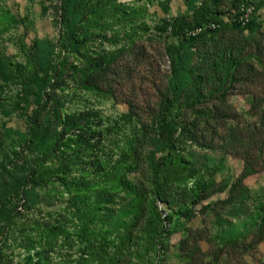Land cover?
<instances>
[{"label": "rangeland", "instance_id": "obj_1", "mask_svg": "<svg viewBox=\"0 0 264 264\" xmlns=\"http://www.w3.org/2000/svg\"><path fill=\"white\" fill-rule=\"evenodd\" d=\"M243 11L264 33V0H0V264H189L190 231L204 264L224 247L218 264H264V241L238 250L264 225V167L233 205L205 210L228 198L244 168L224 128L214 148L178 133L154 184L167 155L156 131L161 93L182 45L173 20L193 26L214 14L219 34L232 33ZM222 41L208 34L182 58L185 78L195 77L189 97L223 75L213 48ZM100 65L104 80L88 86ZM250 90L229 102L258 124L252 96L264 97V79ZM188 104L172 115L193 119ZM144 126L155 130L144 136Z\"/></svg>", "mask_w": 264, "mask_h": 264}, {"label": "trees", "instance_id": "obj_2", "mask_svg": "<svg viewBox=\"0 0 264 264\" xmlns=\"http://www.w3.org/2000/svg\"><path fill=\"white\" fill-rule=\"evenodd\" d=\"M246 12L243 11L239 15L235 24L236 32L232 33L228 31V28H225L224 33L219 34L221 28L217 16L214 14L202 15L200 23L193 26H184V17H178L172 22V34L180 37L182 45L178 54V62L176 63L174 58L171 60V85L168 91L165 90V92L161 93L162 102L156 123V131L167 155L158 159L154 184H156V180L163 171L166 160L171 157L176 144L180 140L179 136H177L178 133L190 136L203 147L214 148L217 146L214 142L219 135V129L222 127L227 134L224 137L226 149L232 155L244 160L242 174L231 184L228 198L216 204L207 205L205 210H213L217 206L223 209L233 205L248 191L244 181L249 176L260 173L264 167V111L261 110L264 104V97L251 95V111L260 115L258 124L244 122L236 108L229 102V97L235 92L250 94V88L254 85H259L264 79V33H261V23ZM211 24H214L215 28H212ZM200 28H202L201 32L193 35V32ZM246 30H248V35L244 34ZM208 34L221 37L223 40L221 45L213 47L216 48L214 56L218 59L215 68H221L226 64V69H221L223 70V75L217 74L215 77L213 76L206 80L212 86L207 94H205V84H202L199 96L189 97L187 93L190 89V84L195 81V77L191 80L185 78L182 58L206 45L207 43L204 41H207ZM206 50L208 48L204 47L203 51ZM102 68V65H100L98 70L91 72L85 78L88 86L99 88L100 82L104 80L105 74L109 69ZM57 79L58 77H56ZM203 80L201 78L200 82ZM186 102H189L188 108L194 109L193 119L183 118L181 111L172 115L176 107L179 106V109H182ZM201 103H206V105L198 106ZM39 124L42 126V122ZM153 130H155L154 127L144 126V136H148ZM35 177L36 169L33 168L27 180L31 182L35 180ZM38 183L40 181H36L35 184ZM158 198L161 199L159 191L156 199L158 200ZM192 238H194V231H190L187 238L183 241L182 250L189 259V264H204L200 257L202 252L198 246L200 238L195 237L196 241L191 244ZM263 241L264 225L259 229L252 243L238 247V250L241 254L249 253ZM226 246L231 249L235 248V245L231 243H227ZM224 248H221L218 254L216 253L212 264H218Z\"/></svg>", "mask_w": 264, "mask_h": 264}, {"label": "built area", "instance_id": "obj_3", "mask_svg": "<svg viewBox=\"0 0 264 264\" xmlns=\"http://www.w3.org/2000/svg\"><path fill=\"white\" fill-rule=\"evenodd\" d=\"M210 26H211L212 28H215V25H214V24H211ZM201 30H202V28L197 29L196 32H193V35H195V34H197V33H200Z\"/></svg>", "mask_w": 264, "mask_h": 264}]
</instances>
